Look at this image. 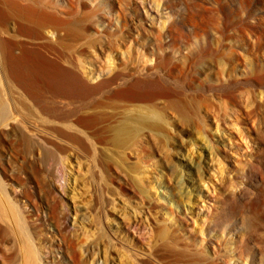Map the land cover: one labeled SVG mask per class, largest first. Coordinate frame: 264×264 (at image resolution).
Instances as JSON below:
<instances>
[{
  "label": "rangeland",
  "instance_id": "obj_1",
  "mask_svg": "<svg viewBox=\"0 0 264 264\" xmlns=\"http://www.w3.org/2000/svg\"><path fill=\"white\" fill-rule=\"evenodd\" d=\"M0 36V179L45 264H264V0H0Z\"/></svg>",
  "mask_w": 264,
  "mask_h": 264
},
{
  "label": "bare ground",
  "instance_id": "obj_2",
  "mask_svg": "<svg viewBox=\"0 0 264 264\" xmlns=\"http://www.w3.org/2000/svg\"><path fill=\"white\" fill-rule=\"evenodd\" d=\"M13 50H14V44L11 43V41L5 39L3 36H0L1 59L4 58V61H5L8 58H11V55L13 54ZM8 108H9V106L7 105L5 97L2 95V92L0 89V132L6 126L8 127V125L10 124V121L12 119V118H10L11 114L9 116V109ZM24 135H25V133H24ZM23 138H24L25 142L30 141L29 137L24 136ZM26 195H27V193L24 192V195H22V196L26 198L28 196V195L27 196ZM15 198L16 197H11V195L7 191V187L4 183V181L2 179H0V222H2V224H4L6 226V231H9V232L12 231V234L13 235L15 234V236H16L15 238H17V240H18V241H16V243H18V244H16V243L15 244L20 245L19 246L20 248L18 247L19 250L18 249L17 250L19 253L21 252L20 254L23 255V257H25L27 259V264H45L46 261H45V259L43 260V257H41L40 251L36 245V242L34 241V238L31 236V233L29 232L30 231L29 230V225H30L29 222H31L33 220L32 215L34 213L33 214H32V212H29V213L26 212L25 213L24 211H22L20 206L17 204V201L22 200V199L24 200V198H21L18 196H17V199H15ZM25 202H26V200H25ZM56 206H57V204H56ZM53 207H55V206H53ZM49 222H51V220H49ZM49 222H48V224L51 226V224ZM2 228H3V226H2ZM64 244H66V243H64ZM59 245H62V244H59ZM60 249L62 250V246H60L59 250ZM86 251H88L87 254H89V256L92 255L90 246H88V248H86ZM74 257H76V255ZM75 261H73V263H75ZM47 264H49V261L47 262Z\"/></svg>",
  "mask_w": 264,
  "mask_h": 264
}]
</instances>
